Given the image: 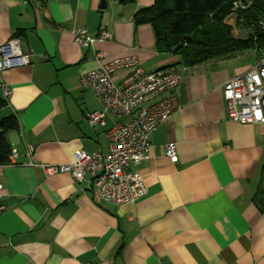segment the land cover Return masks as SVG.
Instances as JSON below:
<instances>
[{
	"label": "crops",
	"instance_id": "obj_1",
	"mask_svg": "<svg viewBox=\"0 0 264 264\" xmlns=\"http://www.w3.org/2000/svg\"><path fill=\"white\" fill-rule=\"evenodd\" d=\"M100 4L0 0V45L22 31L29 60L0 72L2 111L17 121L7 135L17 156L0 166V264H264V211L253 200L262 183L264 124L233 122L223 99V84L256 62L240 54L184 67L156 50L149 25L133 22L152 0ZM79 29L111 34L94 46L103 63L133 57L144 72L181 71L172 91L178 110L149 134V158L131 167L147 188L134 203L102 202L86 182L42 168L68 164L78 150L105 154L107 132L128 122L104 113L103 126L88 124L87 115L103 107L80 84L96 62L74 42L71 31ZM1 85L10 91L6 99ZM169 143L175 163L165 157Z\"/></svg>",
	"mask_w": 264,
	"mask_h": 264
},
{
	"label": "built area",
	"instance_id": "obj_2",
	"mask_svg": "<svg viewBox=\"0 0 264 264\" xmlns=\"http://www.w3.org/2000/svg\"><path fill=\"white\" fill-rule=\"evenodd\" d=\"M251 6L250 0H238L232 4L231 12L246 11ZM259 25L264 27L262 22ZM71 35L81 48L93 51L96 62L94 69L80 77L82 87L92 91L103 107L102 112L87 115L88 124L103 126L104 113L127 117L128 122L118 124L107 132L109 144L105 154H88L78 150L73 153L70 163L42 166L43 171L47 176L68 173L76 182H86L96 190L102 202L115 206L134 203L146 194L147 188L141 172L131 167H137L149 158V134L178 110L172 91L180 82L181 71L159 69L144 72L133 57L103 63V55L94 50V46L97 42L110 40L111 34L100 32L91 36L87 30L79 29L72 30ZM28 63V56L22 53L19 39L10 38L0 45V72ZM119 69L125 74L116 82L113 73ZM1 88L6 99L10 91L4 85ZM165 93V97L155 100ZM223 99L227 116L233 122L264 124V57L244 74L234 76L223 84ZM32 151L33 146L28 145V155ZM164 153L170 162H177L172 143L164 146ZM16 156V150L11 148L9 160H14Z\"/></svg>",
	"mask_w": 264,
	"mask_h": 264
},
{
	"label": "trees",
	"instance_id": "obj_3",
	"mask_svg": "<svg viewBox=\"0 0 264 264\" xmlns=\"http://www.w3.org/2000/svg\"><path fill=\"white\" fill-rule=\"evenodd\" d=\"M235 1L238 0H152L151 6L135 12L133 22L136 26L149 25L156 50L177 57L178 64L184 67L264 48V27L259 25L264 24V0H250L248 10L231 12ZM232 15L233 24H227ZM239 27L249 30L246 36L236 35ZM22 33L16 32L13 38L20 39ZM5 107L0 96V111ZM16 130L13 115L0 117V166L9 162L11 146L7 135ZM253 200L264 211V165L262 183Z\"/></svg>",
	"mask_w": 264,
	"mask_h": 264
},
{
	"label": "rangeland",
	"instance_id": "obj_4",
	"mask_svg": "<svg viewBox=\"0 0 264 264\" xmlns=\"http://www.w3.org/2000/svg\"><path fill=\"white\" fill-rule=\"evenodd\" d=\"M233 19L234 16L232 15L230 18L227 19L226 23L227 24H233ZM247 28H242L239 27L238 29L236 28L235 33L239 37H244L248 33ZM242 55H246V60L249 63L257 62L261 57H264V48L259 49L258 51H247L242 53ZM256 64V63H255ZM254 64V65H255ZM6 116V113H4L2 110L0 111V117Z\"/></svg>",
	"mask_w": 264,
	"mask_h": 264
},
{
	"label": "water",
	"instance_id": "obj_5",
	"mask_svg": "<svg viewBox=\"0 0 264 264\" xmlns=\"http://www.w3.org/2000/svg\"><path fill=\"white\" fill-rule=\"evenodd\" d=\"M105 0H101V4L99 6V9H104L105 8Z\"/></svg>",
	"mask_w": 264,
	"mask_h": 264
}]
</instances>
